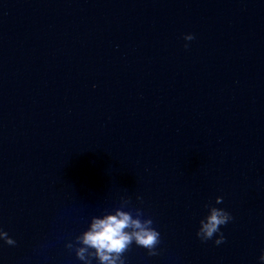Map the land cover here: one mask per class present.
I'll list each match as a JSON object with an SVG mask.
<instances>
[{
	"label": "water",
	"instance_id": "water-1",
	"mask_svg": "<svg viewBox=\"0 0 264 264\" xmlns=\"http://www.w3.org/2000/svg\"><path fill=\"white\" fill-rule=\"evenodd\" d=\"M117 209L161 234L125 264H260L264 0H0V264H85Z\"/></svg>",
	"mask_w": 264,
	"mask_h": 264
},
{
	"label": "clouds",
	"instance_id": "clouds-1",
	"mask_svg": "<svg viewBox=\"0 0 264 264\" xmlns=\"http://www.w3.org/2000/svg\"><path fill=\"white\" fill-rule=\"evenodd\" d=\"M186 41L193 40V33L184 34ZM188 47V44H185ZM220 197L217 198L219 203ZM233 217L224 208L212 207L206 217L202 218L196 232L201 241H208L215 236L214 243L220 245L226 237L221 230ZM160 232L153 227V219L134 218L129 212L117 209L103 216L93 217L89 227L77 238L81 247L76 249L79 260L92 264L89 257L94 256L98 264H125L124 253L135 242L148 250V255L158 254L157 245L160 243ZM0 241L15 245L16 240L0 227ZM70 243L66 247H71ZM88 254V255H86ZM264 264V250L258 257Z\"/></svg>",
	"mask_w": 264,
	"mask_h": 264
}]
</instances>
